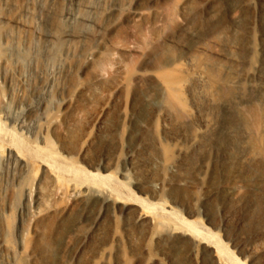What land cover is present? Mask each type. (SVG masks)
<instances>
[{"label": "bare ground", "instance_id": "1", "mask_svg": "<svg viewBox=\"0 0 264 264\" xmlns=\"http://www.w3.org/2000/svg\"><path fill=\"white\" fill-rule=\"evenodd\" d=\"M142 3L140 0H0V119L9 130H17L34 143L44 142L48 134L56 137L61 130L64 133L79 92L77 84L69 87L70 77L92 69L94 87L100 78L99 71L114 52H132L136 60L121 68L112 92L119 99L123 119L137 90L146 87L143 100L148 102L154 97L157 101L149 112L150 124L145 126L152 133L150 163L159 167L156 180L159 187L155 193L144 192L146 197L165 202V172H181L185 158L194 159L199 149H207V157L202 155L205 166L214 162L218 150H223L230 152L241 165L263 174L264 34L251 29L247 46L241 49L239 42L231 40L216 24L215 9L209 7V0L192 10L185 2L174 6H166L161 0ZM245 3V7L254 10L256 18L264 0ZM53 15L59 25L49 23ZM196 18L204 22L207 19L208 26L213 27L200 25L199 31L193 26ZM239 21L240 14L231 15L230 29L234 34L239 32ZM144 22H149L151 28L138 34L133 46L118 47V42L111 40L114 35L125 36L126 30ZM152 30L155 32L150 37ZM185 39L193 41V45L186 48ZM149 54H154L156 60H147ZM149 86H154L157 93L149 90ZM197 93L204 98L201 101L206 102L205 106L212 105L210 109L198 111ZM131 158L129 155L118 174L128 179L129 170L133 176L131 185L137 190L140 180L145 182V176L137 173L140 169L132 164ZM25 173L26 161L14 146L0 147V216L15 215L17 234H30L27 251L20 241L15 249L1 240L0 264H34L41 250L45 251L58 239H62L59 241L63 250L70 248L69 259L61 264H73L96 237L102 220L117 216L142 228L149 240H185L183 243L188 245L189 255L196 264H226L218 260L219 244L213 248L199 233L197 236L189 229L158 220L149 210L151 202L145 206L140 198L123 201L101 186L76 181L58 186L49 198L44 189L52 187L53 182L44 166L39 170L41 180H37L36 189L27 195L25 208L18 207L13 212L16 191ZM51 199H60L62 204L58 206ZM199 212L195 210L190 215L198 217ZM89 216V224L83 225L82 218ZM75 238L77 241L72 243ZM104 243L86 264H113L114 254L122 256L121 264H130L125 259L120 233L112 231ZM240 252L242 256L246 254L244 250ZM136 264L167 263L163 257L147 255ZM248 264L252 261L248 260Z\"/></svg>", "mask_w": 264, "mask_h": 264}, {"label": "rangeland", "instance_id": "2", "mask_svg": "<svg viewBox=\"0 0 264 264\" xmlns=\"http://www.w3.org/2000/svg\"><path fill=\"white\" fill-rule=\"evenodd\" d=\"M148 1L140 0L143 2L142 4ZM161 1L166 3V6L185 2L188 9L192 10L206 0ZM209 1V7L215 9L213 16L217 20L216 24L223 28L231 40L239 42L241 49L246 48L251 29L264 34V4L260 7L259 16L257 14L258 17L255 18L254 10L244 6L246 0ZM174 10L178 15L180 14L176 8ZM236 14H240L239 32L234 34L230 29V17ZM53 16L49 19V23L54 22V26L56 23L59 25L56 16ZM206 22L207 19L204 22L200 18H196L193 20V26L198 29L200 25L206 28L213 27V25L208 26V22L206 26ZM250 22L251 25L247 24ZM150 25L149 22L137 24L126 30V37L118 35L115 37L114 35L111 40L118 42V47H131L138 34L146 33L147 29L151 28ZM154 32L152 30L149 36L151 37ZM184 43L186 48L193 45V41L188 39H185ZM106 45H109V41ZM147 56L146 59L150 62L156 60L154 54ZM135 60L136 54L132 52H114L108 63L99 71L100 78L94 87L91 86V79L95 75L92 69H88V72L83 73L84 75L78 73L74 77L71 76L70 82L68 80L69 87L77 84L79 92L74 98L64 133L61 130L56 137L48 134V138L44 142L34 143L31 138L20 135L17 130H9L0 119V147L14 146L27 165V173L22 176L21 185L16 191L12 211L14 212L18 207L25 208L27 195L32 194L36 189L37 180L40 179L39 170L44 166L53 182L52 187L44 189L47 196L50 194L49 198L53 197L58 186L64 187L69 181L101 186L107 189L113 197L123 201L140 198L145 206L151 202L149 210L158 220L165 224L189 229L197 236L199 233L209 241L213 248L219 244L218 260L221 259L226 264H248V260H251L252 264H264V197H262L264 195V173L261 174L253 167L249 169L245 165H241L230 152L218 150L215 153L217 156L214 162L205 166L207 164L204 157H207V149H202V152L199 149V153L194 154L195 157L192 155L195 162L191 156L185 158V163L183 162L181 165V172L172 174L167 170L164 183L165 202L157 200V197L149 199L143 194L144 192L155 193L159 187L156 180L160 170L158 166H153L150 163L152 151L149 137L152 133L147 128L150 124V109L157 101L154 97L148 102L143 100L146 87H143V90H137L133 100L126 107V117L123 119L119 99L112 92L122 69ZM148 88L154 94L157 93L154 86ZM197 95L198 98L200 97L198 111H202L199 109L206 111L212 107L209 103L205 106L206 102L201 101L204 98L199 93ZM141 124L144 126L141 127ZM158 125L160 126V123ZM143 127L145 128L143 129ZM140 140L142 141L141 145L137 144V141L140 142ZM223 154L225 155L223 156ZM129 155L132 156V164H136L137 169L141 171L137 173L145 176V182L140 180V187L137 190L131 185L133 176L129 170L127 171L128 179H122L118 174V170L127 164ZM221 157L225 159L228 157V161ZM219 158L223 160L220 161ZM233 158L235 161L232 160ZM46 181L50 183L48 180ZM234 196L235 199H233ZM51 201H54L58 206L62 204L60 199H51ZM195 210L200 211L198 217L190 215ZM11 215L14 219L12 216L10 218L0 216V241L8 242L15 249L19 246L20 241V244L24 243L23 250L27 251L30 246V234L25 232L22 234L23 237L17 234V218L15 215ZM22 217L23 222L26 223V217L24 215ZM90 217L82 218V224H89ZM185 222H189V224H185ZM114 230L120 233L123 238L125 259L130 261V264H136L138 259L147 255L163 257L167 264H196L189 255L188 245L183 243L185 240H170L169 242L149 240L145 237V231L142 228L135 227L118 216L116 219L106 217L102 220L96 237L73 264H86L94 255L95 250L105 245L107 236ZM59 240L62 241V239H58L56 241L58 244L53 243L55 245L51 244L45 251L41 250L42 253L40 252L37 257L38 261H34V264H61L68 260L70 248L63 250L62 242ZM76 241L77 238L73 239L72 243ZM243 250L246 254L242 256L240 251L243 252ZM251 252L253 255L250 254ZM245 258L247 261L244 262ZM121 259L122 256L119 254H114L111 257L113 264H121Z\"/></svg>", "mask_w": 264, "mask_h": 264}]
</instances>
